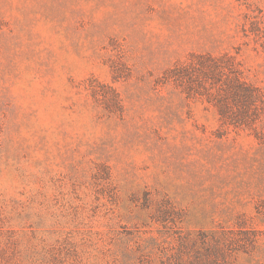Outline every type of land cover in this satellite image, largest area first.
I'll return each instance as SVG.
<instances>
[{"label": "rangeland", "instance_id": "1", "mask_svg": "<svg viewBox=\"0 0 264 264\" xmlns=\"http://www.w3.org/2000/svg\"><path fill=\"white\" fill-rule=\"evenodd\" d=\"M0 264H264V0H0Z\"/></svg>", "mask_w": 264, "mask_h": 264}]
</instances>
